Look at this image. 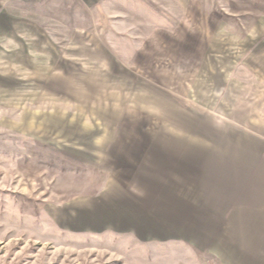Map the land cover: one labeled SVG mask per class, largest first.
Returning <instances> with one entry per match:
<instances>
[{
	"label": "rangeland",
	"instance_id": "obj_1",
	"mask_svg": "<svg viewBox=\"0 0 264 264\" xmlns=\"http://www.w3.org/2000/svg\"><path fill=\"white\" fill-rule=\"evenodd\" d=\"M81 3L59 0L57 13L42 5L26 14L20 37L0 45V264H145L131 239L85 222V197L101 186L88 184L95 163L85 156V127L101 135L96 122L116 110L102 115L101 101L123 96L101 92L117 88L113 72L93 70L104 55L129 59L154 37L178 36L185 46L171 56L172 92L195 83L197 96L200 85L206 101L224 102L225 86L205 64L235 70L234 83L260 75L264 86V0H90L88 11ZM35 23L52 44H37Z\"/></svg>",
	"mask_w": 264,
	"mask_h": 264
},
{
	"label": "crops",
	"instance_id": "obj_2",
	"mask_svg": "<svg viewBox=\"0 0 264 264\" xmlns=\"http://www.w3.org/2000/svg\"><path fill=\"white\" fill-rule=\"evenodd\" d=\"M78 1L89 10L90 0ZM58 4L0 0V45L20 37L26 14L41 13L42 5L57 13ZM42 28L33 25L35 41L52 44ZM166 40L154 37L129 59L104 55L93 68L116 78L117 88L101 92L123 96L111 106L101 101L102 115L116 109L96 122L101 135L85 127V156L95 163L88 184H101L85 197V222L99 234L131 239L145 264H264L263 79L234 83L235 70L230 80L205 64L209 78L225 86L224 102L206 101L211 96L200 85L197 96L195 83L172 92L171 56L185 44L178 36ZM190 98L195 107L186 105Z\"/></svg>",
	"mask_w": 264,
	"mask_h": 264
}]
</instances>
